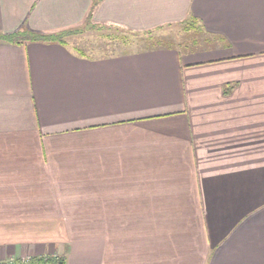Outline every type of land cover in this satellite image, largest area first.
Segmentation results:
<instances>
[{
	"label": "crops",
	"instance_id": "1",
	"mask_svg": "<svg viewBox=\"0 0 264 264\" xmlns=\"http://www.w3.org/2000/svg\"><path fill=\"white\" fill-rule=\"evenodd\" d=\"M23 27L71 33L0 38V263L264 264V0H0Z\"/></svg>",
	"mask_w": 264,
	"mask_h": 264
},
{
	"label": "trees",
	"instance_id": "2",
	"mask_svg": "<svg viewBox=\"0 0 264 264\" xmlns=\"http://www.w3.org/2000/svg\"><path fill=\"white\" fill-rule=\"evenodd\" d=\"M195 25H197V22L195 20H190L189 22H186V28L185 29H190V28H195ZM162 28V27H159ZM69 30H64V31H60V32H56V33H38L35 31H32L31 29L27 28V27H23L17 31L8 33V34H0V38L3 39H7L10 41H15V42H22L25 40H47V41H64V37L66 35H68ZM155 31L154 30H146L144 32V34H146L147 37H150V40L147 41V44H155L160 42V37L154 39L153 37L156 35L154 34ZM154 34V35H153ZM145 36V37H146ZM157 36V35H156ZM159 40V41H157ZM17 261V260H16ZM21 261L15 262V263H19ZM57 262V264H66V259L65 258H59L56 259L53 258L52 256H46V257H32L31 258V264H48V263H55ZM4 262H1V264H3Z\"/></svg>",
	"mask_w": 264,
	"mask_h": 264
},
{
	"label": "rangeland",
	"instance_id": "3",
	"mask_svg": "<svg viewBox=\"0 0 264 264\" xmlns=\"http://www.w3.org/2000/svg\"><path fill=\"white\" fill-rule=\"evenodd\" d=\"M181 27L182 26L180 24H175V26L174 25L173 26H165V28L161 29L160 31H156L154 34H157V36L155 35L153 38L154 39L159 38V37L160 38H163L164 39V42L163 43H171L172 42V39L175 42L181 41V39H182V36H181V34H182V28ZM144 37H141L139 39L140 40H143V39H145ZM128 39H129V41H131L133 47H135V46L141 47V46H144V44H146L145 42L141 43L142 41L137 40V39H134V38L130 40V37H129ZM167 39H170V42H167ZM183 39L184 40L185 39L187 40L188 38L184 37ZM146 40L149 41L150 40V37H147ZM52 257L55 258L56 261H57V259L60 258L57 255L56 256H52ZM3 264H24V263H23V260H22L19 263H14V261H13V262H4ZM48 264H57V262H55V263H48Z\"/></svg>",
	"mask_w": 264,
	"mask_h": 264
},
{
	"label": "built area",
	"instance_id": "4",
	"mask_svg": "<svg viewBox=\"0 0 264 264\" xmlns=\"http://www.w3.org/2000/svg\"><path fill=\"white\" fill-rule=\"evenodd\" d=\"M24 264H31V257H27L23 259Z\"/></svg>",
	"mask_w": 264,
	"mask_h": 264
}]
</instances>
